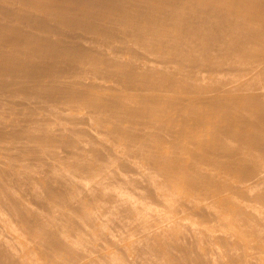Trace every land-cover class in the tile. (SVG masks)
<instances>
[{
	"label": "rangeland",
	"instance_id": "obj_1",
	"mask_svg": "<svg viewBox=\"0 0 264 264\" xmlns=\"http://www.w3.org/2000/svg\"><path fill=\"white\" fill-rule=\"evenodd\" d=\"M263 88L264 0H0V264H264Z\"/></svg>",
	"mask_w": 264,
	"mask_h": 264
},
{
	"label": "bare ground",
	"instance_id": "obj_2",
	"mask_svg": "<svg viewBox=\"0 0 264 264\" xmlns=\"http://www.w3.org/2000/svg\"><path fill=\"white\" fill-rule=\"evenodd\" d=\"M233 89H236V88H233ZM264 89V88H263ZM82 187L83 189H85L87 192H93L96 190V186H94L93 183H91L89 180H86L85 182H83L82 184ZM113 187V186H112ZM104 188L108 189V190H111L113 189L114 191H116V188H111L110 186H105ZM119 195L123 196L124 193L122 192H119ZM186 241V240H184ZM187 242V241H186ZM177 259V258H176ZM191 259V258H190ZM185 260V259H184ZM187 260V259H186ZM189 260V258H188Z\"/></svg>",
	"mask_w": 264,
	"mask_h": 264
}]
</instances>
